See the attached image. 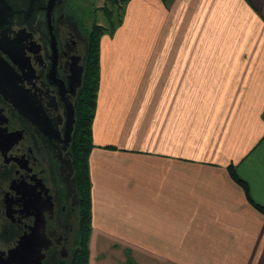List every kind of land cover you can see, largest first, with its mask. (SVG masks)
I'll return each mask as SVG.
<instances>
[{
    "label": "crops",
    "instance_id": "1",
    "mask_svg": "<svg viewBox=\"0 0 264 264\" xmlns=\"http://www.w3.org/2000/svg\"><path fill=\"white\" fill-rule=\"evenodd\" d=\"M123 7L100 39L88 264H264L228 168L264 205V0Z\"/></svg>",
    "mask_w": 264,
    "mask_h": 264
},
{
    "label": "flooded vegetation",
    "instance_id": "2",
    "mask_svg": "<svg viewBox=\"0 0 264 264\" xmlns=\"http://www.w3.org/2000/svg\"><path fill=\"white\" fill-rule=\"evenodd\" d=\"M106 8L88 0H0L2 260H76L82 219L73 150L99 25L84 30L79 18L107 16Z\"/></svg>",
    "mask_w": 264,
    "mask_h": 264
},
{
    "label": "trees",
    "instance_id": "3",
    "mask_svg": "<svg viewBox=\"0 0 264 264\" xmlns=\"http://www.w3.org/2000/svg\"><path fill=\"white\" fill-rule=\"evenodd\" d=\"M125 5L129 0H114ZM124 8V7H123ZM106 14L110 16L112 10L106 8ZM123 14V13H122ZM122 22V15L116 25L111 23L110 27L97 25L90 38L87 56V68L82 92V108L80 126L74 144L75 181L80 199V211L82 219V234L79 241V249L74 264H88L90 258L89 239L92 230V200H91V177L89 169V154L92 148V121L95 115L96 100L100 83V39L104 34L113 35L116 28ZM232 178L245 190L248 200L264 213V205L256 203L249 193L245 180L237 173L234 165H229Z\"/></svg>",
    "mask_w": 264,
    "mask_h": 264
},
{
    "label": "rangeland",
    "instance_id": "4",
    "mask_svg": "<svg viewBox=\"0 0 264 264\" xmlns=\"http://www.w3.org/2000/svg\"><path fill=\"white\" fill-rule=\"evenodd\" d=\"M85 1V0H84ZM90 2V7L94 8L96 5H98L102 0H88ZM103 2H106L107 8L112 10V14L110 16H106L104 13H101L99 17L90 16V18L81 17L79 18V23L81 25V28L85 30V28H90L92 23L98 21L101 23L104 27H110L111 23L118 24V21L120 19V16L122 15V11L124 10L123 4L119 2H115L114 0H103ZM106 11V10H105ZM91 13V12H90ZM92 14V13H91Z\"/></svg>",
    "mask_w": 264,
    "mask_h": 264
},
{
    "label": "water",
    "instance_id": "5",
    "mask_svg": "<svg viewBox=\"0 0 264 264\" xmlns=\"http://www.w3.org/2000/svg\"><path fill=\"white\" fill-rule=\"evenodd\" d=\"M22 248H23V246H21L19 249L18 248H16L12 253H11V255L13 256L12 258H14L15 257V255H17V254H21L22 253ZM19 260V259H18ZM13 262H16V264H21V263H19V261H16V260H13V259H7V260H2V259H0V264H12ZM27 264H34V260H32V261H28V263Z\"/></svg>",
    "mask_w": 264,
    "mask_h": 264
}]
</instances>
